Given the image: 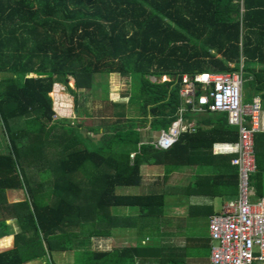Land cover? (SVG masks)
Here are the masks:
<instances>
[{"label": "trees", "instance_id": "16d2710c", "mask_svg": "<svg viewBox=\"0 0 264 264\" xmlns=\"http://www.w3.org/2000/svg\"><path fill=\"white\" fill-rule=\"evenodd\" d=\"M241 63L243 77L251 76L248 86L262 92L264 0H0V122L9 143L0 153V237L8 235L10 218L20 228L13 247L0 252V264L42 256H47L42 264H185L192 243L200 249L195 257L205 253L208 237L204 241L203 234L189 235L183 228L186 241L172 253L162 243L172 219L165 213L166 179L183 166L203 163L211 167L209 177L195 175L187 192L236 196L232 156L214 153L213 145L236 141L237 127L228 124L226 112H206L197 117L194 132H182L168 149L141 141L139 129L169 128L180 104L181 74L235 72ZM109 73L129 76L132 89L126 101L105 94L111 108L92 113L100 127L108 126L102 142L82 137L83 123L53 118V84L68 88L83 118L91 113L79 110L78 90L90 91L93 75ZM164 75L169 79H151ZM262 101L264 108V92ZM258 138L256 170L250 175L256 199L264 195ZM48 139L62 158H41V176L46 170L47 176L35 181L19 161L35 165L39 154L33 144ZM141 164L162 165L160 180L137 193L117 192L143 186ZM52 174L46 189L44 181ZM8 189L23 191L24 198L8 202ZM118 206L134 213H119ZM118 226L135 227V244L98 247L95 241L110 237ZM68 250L72 261L54 259L55 252Z\"/></svg>", "mask_w": 264, "mask_h": 264}, {"label": "built area", "instance_id": "2783aa9c", "mask_svg": "<svg viewBox=\"0 0 264 264\" xmlns=\"http://www.w3.org/2000/svg\"><path fill=\"white\" fill-rule=\"evenodd\" d=\"M243 82L241 71L181 74L175 118L155 139L156 148H170L182 132L195 130L188 114L202 111L226 112L228 123L238 129L237 141L216 149L233 153L231 163L237 168L238 186L235 198L209 217L211 264H264V197L252 199L250 185V175L256 170L254 137L262 127L261 107L258 97L244 101Z\"/></svg>", "mask_w": 264, "mask_h": 264}, {"label": "rangeland", "instance_id": "374dc122", "mask_svg": "<svg viewBox=\"0 0 264 264\" xmlns=\"http://www.w3.org/2000/svg\"><path fill=\"white\" fill-rule=\"evenodd\" d=\"M151 79L153 81H165V80H168L169 78L168 77H164V78L163 77H159V78L152 77ZM67 82L70 88H74L73 79L69 78ZM131 89H132V82L129 76H126V75L124 76V75H120L117 73H109V74H103V75L95 74L93 75L92 89L90 91L89 90L85 91L82 89L78 90L79 110L86 109L88 113H91V116H92V113L97 115L99 114L97 112L98 109H100L99 111H103V109L106 110V109L111 108L110 104L107 101H105V99H103V96L105 97V94L107 95V98L112 101H118V102L126 101L127 94L130 93ZM49 95L51 96V99H52V107L54 110L57 111V114L55 115L56 117H65L71 120L72 121L71 124H74V125L78 123L80 124L83 123L84 126H81V128H79V132L82 137L87 135L92 138H95V140H98V142L103 141L102 136L105 132H107L108 126L106 125L107 128L106 126L100 127L99 124H97L98 122L97 118L93 119L92 117H83V118L81 116L78 117L76 111L74 110L73 95L68 90V88H66L64 84L58 83V82L53 84V88L51 92H49ZM133 108L136 109V106L131 105L129 109H133ZM94 114H93V117L95 116ZM91 125L94 127H97L98 129L95 133H90L89 135L88 130H86V128L84 127L91 126ZM147 127L148 126L142 127L139 130V133L143 140L145 141L153 140L154 142L155 138H157L158 136L159 131L155 132V131L150 130ZM46 142L47 143L44 145L43 144L41 145L33 144L35 146L34 153H36V149H37L39 155H38V158H33L34 161L32 162H36L35 164L37 165H27L26 167H24L23 161H19L25 171H26L25 168L27 169L30 168L28 170V173L30 176L29 178L35 181H38L39 179L42 180L43 177L47 176V170L45 171V175L43 176H41V173H39V171L42 172L45 167L44 165L45 162L42 161L41 158L46 157L48 158L49 161H57V159L62 158V154H60L61 151L58 152L59 148H54L53 147L54 144H52V142H49V139ZM22 147L26 149V152L27 151L29 152V155L31 154L30 149L28 147H26L25 145ZM8 148H9V143H8L7 132L4 130V127H2V124L0 122V153L6 150L8 151ZM52 178H53V174L49 177L50 179L49 181H46V180L44 181V188L46 189L49 188V186L51 185L50 181L52 180ZM154 178H155L154 175L149 176V177L146 176L144 178V183L146 181H151ZM137 190L139 191V188L132 189L133 192H136ZM126 191L128 192L131 190L128 189ZM172 198L175 199L174 197ZM114 209L116 210L122 209V212H127V211H130L129 209H131V207L125 208V207L118 206V207H115ZM174 209L176 210V208L173 206L167 207L166 214H172L175 211ZM176 211L179 212L178 216L182 217V215L187 214L188 209L184 212L178 209ZM178 220H179L178 218L177 219L173 218L170 220L168 219L166 222L167 224L171 225V227L174 229H176L177 227L186 229V232L189 235L191 234L194 235V233L195 234H198V233L205 234V220L203 218V215H201V217H196L194 221L192 220L194 224H192L191 220H189L188 217H187V220H184L182 222H178ZM169 230H172V229H169ZM112 232H113V235L110 237V239H108V242L104 243V240L95 241L97 243V246L100 248L108 249L109 247L111 248L113 246H127V245H133L135 243V237H136L135 232L131 230L130 228H125L123 230L114 229ZM168 232L169 231L167 230L165 232V235L162 236V240L164 241V243L167 244L168 241H173L176 243V246L174 247L180 246L181 243L183 244V240H184L183 237L174 239L173 237H170L167 235ZM177 244H180V245H177ZM199 251H200L199 247L194 246V244L192 243V245H189L187 249V254L189 257H187V259L185 260L187 261V260L196 258L195 255L198 254ZM53 257L56 261L68 262V261H72L73 254L71 250H68V251H62V252H55ZM40 263H44V259L42 258L38 260L36 259L32 261L31 263H26V264H40Z\"/></svg>", "mask_w": 264, "mask_h": 264}, {"label": "crops", "instance_id": "0c3cea01", "mask_svg": "<svg viewBox=\"0 0 264 264\" xmlns=\"http://www.w3.org/2000/svg\"><path fill=\"white\" fill-rule=\"evenodd\" d=\"M242 64L243 63H241L239 65L238 71L242 72ZM242 76H243V74H242ZM249 80H251V76H249L248 78H244V82L242 84L243 98H244V101H246V102H250L254 97H258L259 98L260 107H261L262 127H261V129L259 131L256 132V134L259 135V138L256 140V143H257L258 148L264 151V108H263V101H262V93L264 92V90L262 92H258V93L255 92L254 93L253 89H251L252 87L248 86V84H247L249 82ZM206 112H209V111H202V112H196V113L188 114L189 120H192L195 123V129H196L197 125H198L197 124V117H200L201 115H203ZM56 114L57 113H56V110H55L54 111V115H53L54 119L65 118V117H56L55 116ZM88 117H92L94 119V118H98L99 116H94V117L93 116H88ZM228 124L231 125V126H235V125H232L230 123H228ZM147 128H149V127H147ZM194 131H188V132H194ZM95 132L96 131H92V130L88 131L89 135H90V133H95ZM155 132H156V130H155ZM92 139H95V138H92ZM140 140L141 141H145V140L142 139L141 135H140ZM149 142H153V140H149ZM223 143H229V142H217V143H214L213 152L214 153H219V154H228V155L230 154L231 156H233V153H226V152H221V151H217L216 150L219 147V145H221ZM230 164L233 165L231 163V160H230ZM35 165H37V164H35ZM29 169L26 170V174H27L28 177H30L29 173H28ZM232 170H234V172L235 171L237 172V169H236L235 166L233 167ZM42 172L39 171V173H42ZM210 172H211V167H209V165H207V164H205V165H203V163L202 164H189V165L183 166L182 168H180L178 170L172 171L169 174V176L167 177L166 184H165L167 189H168L167 190L168 192H167V194L165 196L166 197L165 198V202H166L165 208L167 209V207L173 206V207L176 208V210L178 209V210H180L182 212H184V211H186L188 209L187 214L183 213L184 215H182V217L178 216L179 212L176 211L175 209H174L175 211L172 214H166V215L168 217H172V219L173 218H175V219L178 218L179 219L178 222H182L184 220H187V217H188V219L191 220L192 224H194L193 221H194V219L196 217H201V215H203V218L205 220V234L202 235L204 241H205V237L206 238L208 237V220H209V217L212 214L219 213L222 210L223 205L227 201L235 198V195L231 196L230 194H219V193H216V192L214 194L208 193V192L207 193H200V194H195V193H193L191 191L187 192L189 190V184L193 182L195 175H200V177H204V176L209 177L208 175H209ZM140 173H141V176H142V185L143 186L121 187V188L117 189L116 191L117 192H121V193H123V192L126 193L127 192L126 190L129 189L131 191H128L127 193H137L138 190L136 192H133L132 189L133 188H145L146 189V186L148 184L149 185L150 184L153 185V183L155 181L157 182L158 179L160 180V178L163 175V166L160 165V164H141ZM152 175H154L155 178L152 179L151 181H146L144 183V178L146 176L149 177V176H152ZM40 180L41 179H39L38 181H40ZM262 188H263V193H264V172L262 173ZM253 194H255L254 190H253ZM5 195H6L5 198H6V200L8 202L20 201V200H22L24 198V193L21 190L8 189V190H6ZM253 196L254 195H252V199H256ZM172 197H174L175 199H173ZM261 197H264V195L262 194ZM166 199L169 200V201H167ZM120 207L127 208L129 206H120ZM166 209H165V213H167ZM120 210H117V211L119 213H134L132 208L129 209L130 211H127V212H122V209H120ZM190 217H191V219H190ZM6 221L8 223L9 233H8V235L0 237V252L6 251V250L11 249L13 247V245H14L13 235L17 231L20 230L19 225L17 224V222L15 221L14 218H10V219H8ZM125 228H130L131 230L135 231V227H127V226H125V227L124 226L114 227L113 230L114 229L123 230ZM177 228L174 229V228L171 227V225L167 224V230L169 231L167 235L170 236V237H173L174 239L175 238H179V237H183V239H184V234L183 233L181 234L180 231H179L181 229L178 228V230H177ZM169 229H172V230H169ZM112 235H113V232H112L111 236ZM163 235H165V233L162 234V236ZM162 236L160 238L162 243L164 244V246L167 247V249L169 250V253H172L174 248H176V247H174V246H176V243L173 242V241H168V243L166 244L162 240ZM110 237L103 239L104 243L108 242V239H110ZM207 239H208V241H205L206 253H203L202 255H200V256H198V257H196L194 259L187 260V261L185 260V264H211L210 263L211 241H210L209 237ZM135 240H136V238H135ZM184 241H186V240H183V244H184ZM133 245H127V246H133ZM177 245H180V244H177ZM181 245H182V243H181ZM113 247H126V246H113ZM108 249H110V247ZM170 251H172V252H170ZM40 258L44 259V262H46V260H47V256H42V257H39V258L28 260V261L24 262V264L31 263L32 261H34L36 259L38 260ZM186 259H187V257H186ZM40 264H42V263H40Z\"/></svg>", "mask_w": 264, "mask_h": 264}, {"label": "clouds", "instance_id": "9594fccd", "mask_svg": "<svg viewBox=\"0 0 264 264\" xmlns=\"http://www.w3.org/2000/svg\"><path fill=\"white\" fill-rule=\"evenodd\" d=\"M54 110V109H53ZM55 111V110H54ZM56 113H57V111H56ZM59 115V114H58Z\"/></svg>", "mask_w": 264, "mask_h": 264}]
</instances>
